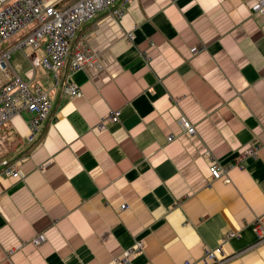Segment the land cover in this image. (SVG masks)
<instances>
[{"label":"crops","instance_id":"0c3cea01","mask_svg":"<svg viewBox=\"0 0 264 264\" xmlns=\"http://www.w3.org/2000/svg\"><path fill=\"white\" fill-rule=\"evenodd\" d=\"M261 2L128 0L121 18L103 10L78 27L71 47L99 59L70 74L82 95L50 78L38 131L25 111L0 126V264H200L217 246L223 264H264L252 226L264 220ZM249 145L256 156L240 158ZM213 159L228 182L211 179Z\"/></svg>","mask_w":264,"mask_h":264},{"label":"built area","instance_id":"2783aa9c","mask_svg":"<svg viewBox=\"0 0 264 264\" xmlns=\"http://www.w3.org/2000/svg\"><path fill=\"white\" fill-rule=\"evenodd\" d=\"M0 126L10 121L13 116L21 111L27 115V123L32 133L38 131L41 125L49 118L51 101L48 91L41 84L35 83V64L24 53V47L34 50L43 49L44 56L40 58V65L51 73L53 86L63 84L66 94L81 96L78 85L71 79L70 74L82 68H95L99 59L96 53L85 49L80 44L71 47V41L76 35L78 27L92 20L100 11L107 10L116 18H121L126 11L128 0H0ZM65 2V3H64ZM258 13L264 12V0L256 9ZM26 31L25 34L9 47L2 45L10 37ZM131 39L132 33H125ZM20 50L26 56L30 64L29 81L16 72L11 63V52ZM65 67L67 72L62 77L61 69ZM109 121H118L117 115L110 114ZM186 134L194 136L195 127L185 118L180 120ZM103 124H100V126ZM172 137H169L171 139ZM258 145H249L239 154L240 158L256 156ZM207 155H210L207 153ZM211 157V156H210ZM212 159V158H211ZM2 173L19 178L20 170L16 162L3 160ZM211 179H224L229 181L227 167L217 160H211L209 164ZM124 208V205L121 206ZM264 220L259 217L252 224L259 241L264 240ZM37 245L39 238L32 239ZM143 245L137 241L133 247L125 250L121 260L124 262L135 252L142 250ZM221 246L205 250L200 264H223L228 256H222ZM218 255L222 256L221 258ZM183 264H198L185 260Z\"/></svg>","mask_w":264,"mask_h":264},{"label":"rangeland","instance_id":"374dc122","mask_svg":"<svg viewBox=\"0 0 264 264\" xmlns=\"http://www.w3.org/2000/svg\"><path fill=\"white\" fill-rule=\"evenodd\" d=\"M68 0H65V2H67ZM64 2V3H65ZM42 50H34L31 47H24V53L26 55H28L33 63L36 66V77L34 79L35 83H40L42 86L45 84V82L47 80H50L51 76L49 74V71L47 69H45L44 67H42V65H40V56H44V53L41 52ZM40 53V54H39ZM36 56H33L35 55ZM12 63L14 68L16 69V71L21 75V77L23 78V80L28 81L29 80V75H25L24 70L28 68V64L25 60V56L22 53V51L20 50H14V52L12 53ZM43 76L46 77L45 80H43ZM2 79V75L0 73V80Z\"/></svg>","mask_w":264,"mask_h":264}]
</instances>
